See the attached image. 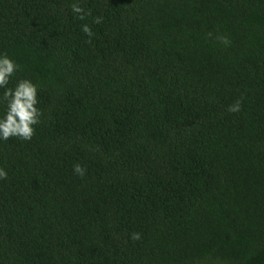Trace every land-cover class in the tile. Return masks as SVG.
I'll use <instances>...</instances> for the list:
<instances>
[{"label":"trees","instance_id":"16d2710c","mask_svg":"<svg viewBox=\"0 0 264 264\" xmlns=\"http://www.w3.org/2000/svg\"><path fill=\"white\" fill-rule=\"evenodd\" d=\"M3 53L0 264H264V0H0Z\"/></svg>","mask_w":264,"mask_h":264},{"label":"clouds","instance_id":"9594fccd","mask_svg":"<svg viewBox=\"0 0 264 264\" xmlns=\"http://www.w3.org/2000/svg\"><path fill=\"white\" fill-rule=\"evenodd\" d=\"M74 11H81L77 5H73ZM102 21L101 17L96 18V23ZM83 31L89 36L92 35L90 28L84 26ZM220 39L226 42L225 38ZM18 66L7 53L0 54V88H4L2 101L6 102V111L0 117V139L5 141L12 137L24 141H30L35 134V125L41 122L42 111L38 105V87L31 79H20L15 88H8L10 78L16 73ZM241 102L236 101L229 106L230 112L240 110ZM75 173L83 177L86 169L79 163L73 167ZM7 179V171L0 167V180ZM133 240L140 239L139 233L132 234Z\"/></svg>","mask_w":264,"mask_h":264}]
</instances>
